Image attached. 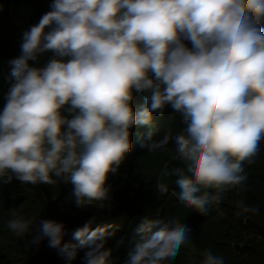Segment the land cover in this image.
Instances as JSON below:
<instances>
[{
  "label": "clouds",
  "instance_id": "1",
  "mask_svg": "<svg viewBox=\"0 0 264 264\" xmlns=\"http://www.w3.org/2000/svg\"><path fill=\"white\" fill-rule=\"evenodd\" d=\"M49 8L9 61L13 82L0 110L5 183L9 173L32 185L56 177L72 183L75 206H102L107 174L130 150L129 129L170 104L182 113V129L159 140L149 133L141 147L152 152L172 141L179 166L163 175L175 177L176 200L206 215L228 186H243L242 162L251 163L264 137V0H52ZM46 51L52 56L44 66L29 63ZM133 90L150 91L139 111ZM66 104L71 118L61 115ZM156 188L169 190L167 183ZM236 207L238 214L259 211L242 200ZM12 217L7 228L23 237L32 221ZM92 222L72 232L76 243L62 244L64 224L43 219L33 242L47 238L66 264L78 248H86L83 264H105L112 233ZM154 224L126 264H165L190 240L191 229L178 220L145 219L134 232ZM200 257L190 264H225L211 249Z\"/></svg>",
  "mask_w": 264,
  "mask_h": 264
},
{
  "label": "trees",
  "instance_id": "2",
  "mask_svg": "<svg viewBox=\"0 0 264 264\" xmlns=\"http://www.w3.org/2000/svg\"><path fill=\"white\" fill-rule=\"evenodd\" d=\"M51 2L0 0V110L13 82L9 61L20 55L23 32L50 10ZM184 43L191 47L190 41L185 40ZM51 56V51H46L29 63L42 67ZM149 94L150 91L133 90L130 103L134 111L147 106L144 98ZM69 107L67 104L62 106L61 115L71 118L74 113L66 111ZM182 127V113L170 104L162 110L153 111L149 124L133 125L129 129L130 150L124 155L117 171L107 174L108 199L102 202V206L95 201L86 207L75 206L72 183L60 178L53 177L51 184L32 185L22 183L14 173H9L13 176L10 182L5 183V178L0 177V264H66L58 249L48 246L47 238L33 242L43 219L64 224L62 244L76 243L72 232L90 219L93 221L92 228L108 226L107 230L112 235L107 237L104 245L110 249L105 264H126L135 243L158 227L154 224L147 232L135 233L134 229L145 219L178 220L191 229L188 243L181 245L176 255L165 264H190L192 259L201 258L204 249L221 255L225 264H264V137L251 163L242 162L248 177L243 186H228L224 199L218 205L209 206L206 215H201L176 200L175 177L163 175L165 167L170 170L179 166V161L173 158L172 141L152 152L141 147V142L149 133L152 140H159L166 134L175 135ZM159 183H167L169 190L158 191L156 185ZM240 200L246 205L256 206L259 211L238 214L236 202ZM13 211L32 221L29 232L23 237L7 228ZM85 251L86 248H78L71 264H83Z\"/></svg>",
  "mask_w": 264,
  "mask_h": 264
}]
</instances>
